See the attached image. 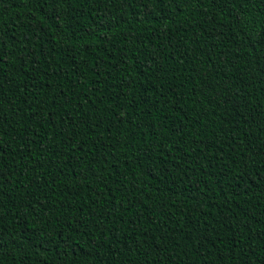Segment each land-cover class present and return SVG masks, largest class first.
Listing matches in <instances>:
<instances>
[{"label": "trees", "instance_id": "trees-1", "mask_svg": "<svg viewBox=\"0 0 264 264\" xmlns=\"http://www.w3.org/2000/svg\"><path fill=\"white\" fill-rule=\"evenodd\" d=\"M0 264H264V0H0Z\"/></svg>", "mask_w": 264, "mask_h": 264}]
</instances>
